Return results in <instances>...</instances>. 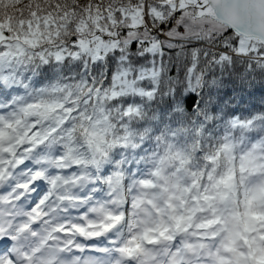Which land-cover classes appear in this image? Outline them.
Wrapping results in <instances>:
<instances>
[{
	"label": "snow or ice",
	"instance_id": "6c2138e0",
	"mask_svg": "<svg viewBox=\"0 0 264 264\" xmlns=\"http://www.w3.org/2000/svg\"><path fill=\"white\" fill-rule=\"evenodd\" d=\"M257 82L264 0H0V264H264Z\"/></svg>",
	"mask_w": 264,
	"mask_h": 264
},
{
	"label": "trees",
	"instance_id": "16d2710c",
	"mask_svg": "<svg viewBox=\"0 0 264 264\" xmlns=\"http://www.w3.org/2000/svg\"><path fill=\"white\" fill-rule=\"evenodd\" d=\"M249 91L252 92V95L250 97L246 96L247 103L245 104V107L251 105L259 106L262 103V100H264V86H261L259 82H257L256 86L249 89ZM45 186L47 187L46 183Z\"/></svg>",
	"mask_w": 264,
	"mask_h": 264
}]
</instances>
